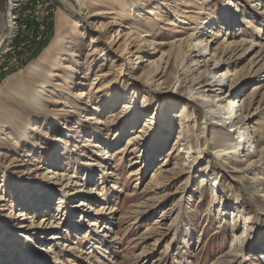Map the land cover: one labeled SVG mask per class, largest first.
<instances>
[{
    "label": "rangeland",
    "instance_id": "rangeland-1",
    "mask_svg": "<svg viewBox=\"0 0 264 264\" xmlns=\"http://www.w3.org/2000/svg\"><path fill=\"white\" fill-rule=\"evenodd\" d=\"M9 1L0 0V38L11 36L6 41L3 38L0 52V88L7 78L15 81L18 72L36 62L53 42H58L59 46L50 66V85L37 88L49 117L26 110L24 122L19 125L28 140H19L16 147L4 141L7 135L16 138V134L0 123V168L6 165L9 168L4 174L0 169V215L7 212L8 206L17 208L16 205L28 201L39 188L34 186L38 167L49 162L74 173L81 181L94 182L102 195L101 204L113 207L112 213L106 210L98 216L97 225L84 221L78 208L70 214V221L64 218V210L57 214L50 212L52 220L61 224L44 234L40 241L45 244L50 261L56 264H264L258 259L260 253L264 255V223L256 222L257 209L264 217L263 187L256 183L247 182L246 186L236 183L214 160L208 166L206 161L198 160L200 163L189 171L191 164L187 162L186 149L174 144L179 132L190 138L192 163L205 148V141L198 135L203 123L198 106L191 103L184 107L179 103L168 107L166 111L175 116L173 130L166 142L159 143L163 141L160 135L165 132L160 125L154 127L149 139L129 140L142 128L145 116L160 117L158 100L148 90L150 94L144 105L145 90L135 93L139 121L134 126L127 116L114 117L105 113L100 119L108 122V129L92 123L91 97L88 100L84 95L76 98L78 94L87 93L92 82L100 85L116 80L121 60L112 51L126 42L125 30L132 28L134 31L137 24L140 25L138 29L143 28L140 33H153L166 39L190 33L207 32L208 35L214 31L220 39L227 35L228 43L244 37L264 43V0H232L238 7L234 19L224 0H154L149 3L141 0L140 9L134 0H126L131 10L130 13L126 10L127 14L122 11L125 7L124 4L120 7V0H100L98 6H92L91 0H14L12 29L9 28ZM105 3L113 4V14L89 18L93 10L103 8ZM170 13L180 16L179 23H172ZM115 14L129 17L123 20L124 24L118 20L110 31H117L110 39L111 51L105 49L104 42L108 38L105 29ZM245 22H250L251 26H246ZM101 35L102 39L92 42V38ZM239 62L236 70L244 69L246 59ZM131 74L137 76L139 71L135 69ZM252 92L255 98L262 95L264 76L262 79L250 77L246 81L243 96ZM6 99L4 95L0 100V119L4 121V116H10L15 121L17 101L10 104V109H4ZM67 111L71 116L65 119L63 113ZM115 131H118L117 138ZM253 138L259 142L257 135ZM261 144H257L258 147ZM150 146H158L160 151L152 161L148 154ZM103 153L107 155L102 156ZM89 162L94 163L88 165ZM189 175L192 180L188 185ZM187 185L180 206L178 234L175 236L174 231H170L156 243L159 238L153 232L155 222L162 221L163 229L167 227L172 214L169 212L179 202ZM145 199H154L156 207L137 220L138 213L144 212L141 203ZM109 222L113 225L108 235L115 234L116 240L107 235L102 242L99 238L103 229L108 231ZM4 224L6 222L0 217V264H15L16 256L9 259L13 250L19 255L15 260H19L18 264H46V255L29 256L28 251L35 248L34 243L25 246L24 238L16 241L12 230L6 233ZM40 236H34L33 242ZM248 236L254 238L257 251L246 249L237 254L239 241L241 245ZM143 249L146 253L138 258ZM24 254L30 257V262Z\"/></svg>",
    "mask_w": 264,
    "mask_h": 264
},
{
    "label": "bare ground",
    "instance_id": "bare-ground-1",
    "mask_svg": "<svg viewBox=\"0 0 264 264\" xmlns=\"http://www.w3.org/2000/svg\"><path fill=\"white\" fill-rule=\"evenodd\" d=\"M134 1L137 8L140 9L141 0ZM145 1L149 3L154 0ZM13 2L14 0L9 1L10 8L13 7ZM99 2L100 0L90 1L92 6H98ZM224 3L234 19L238 8L237 5H233L232 0H224ZM123 4L125 9L122 11L125 14L130 13L131 10L127 7L126 0H120L121 8ZM104 5L103 8L93 10L89 18H104L115 12L113 4L105 3ZM69 6L72 7V5ZM128 6L131 8L130 4ZM255 9H258V5L257 7L255 6ZM11 11L12 8L9 10V28L12 29L13 14ZM115 15L106 24L105 29L108 35L107 41L104 42L105 49L111 51L112 41L110 42V39L113 34L117 35V31H110L116 23L120 21V23L124 24V21L129 17V15H126L125 18L122 15ZM170 16L172 23H179L178 17L180 16L173 13L172 15L170 13ZM182 21L184 23V19ZM245 23L246 26H251L250 22ZM139 26L138 24L135 25L134 31L131 30L132 28L125 30L127 32L124 33V37H127L126 42L120 45L117 51H112L121 60L116 80L107 81L100 85L92 82V87L87 90V93H81L76 96L77 99L81 96L83 97V95L87 97L86 100L90 97L92 98V123L94 122L102 126V128L108 129V122H102L100 119L105 113H108L114 117L119 115L127 116L128 119H131L134 126L139 121V114L135 109V103L138 102L137 94L135 93L144 89L142 105L146 103V96L152 93L153 98L158 100L160 117L149 118V116H145L146 119L142 128L129 140L142 141L149 139L153 135L154 127L160 125L165 132L160 135L163 141L160 140L159 143H164L166 139H169L168 135L172 133V121L175 119V116L170 115L171 112L168 113L166 111L168 107H174L179 103L186 107L187 105L191 106L192 103V106H198L203 114L202 128L198 135L205 141V148L201 154H198L199 156L197 155V159L193 160L195 161L193 164L190 158L193 150L188 141L190 138L179 132L174 140L175 145L178 144L179 148L186 149L187 162L191 164L189 171H191L193 165L199 164V161H206L208 166L211 160H214L221 171H224L236 183L242 186H246L245 183L247 182H249L248 184L256 183L264 189V92L262 95L260 94L259 98H255L253 92L251 95L249 94L250 96H243L242 94L244 84L250 77L262 79L264 76V43H255L252 38L247 37L228 43L226 41L227 35L220 39L214 31H210L208 35L207 32L206 34L190 33L184 37L172 36L170 39H166L153 33H140L143 28L138 29ZM3 38L6 41L11 36ZM3 38H0V52L3 49ZM102 38L103 35L100 38H92V42H95V39L99 40ZM58 46V42H53L45 53L38 57L36 62L29 64L25 69L18 72L19 74L14 77V79L16 78L15 81L7 78L1 85L0 100L4 95L7 97L6 102H3V108L10 109V104H13L14 100L17 101L16 120L14 121L10 116H4V121L0 119V123L10 127L17 136L16 138H11L7 135L8 138L4 139L10 146L16 147L19 140L27 139V136L23 133V127L19 125L20 122H24L26 110H32L44 116L46 114L49 117L46 112L47 108L37 88H42L46 84L50 85L51 82L48 79L51 73L50 66L54 61L53 58L57 55ZM242 59H246L244 69L236 70L237 64ZM135 69L139 71L137 76L131 74ZM153 82H156L157 86ZM213 83H215L214 86ZM103 91H106L105 95L98 96ZM63 114L65 119L71 116L68 111ZM76 115L79 116L80 113H76ZM50 118L53 119L54 116L51 115ZM114 133L117 138L118 131ZM253 135L259 137L258 143L254 141ZM88 140L90 142V139L86 141ZM259 143L262 144L258 147L257 144ZM151 147L148 150L150 161L155 158L154 155L160 152L158 146ZM106 155L107 153L102 154V156ZM93 163L91 164L93 165ZM91 164L89 162L88 165ZM98 164L100 163H96V166H99ZM38 168L39 170L37 169L34 176L37 180L34 186L39 187L38 190L34 191V194L29 197L24 205L20 203L16 205L17 208L14 205L8 206L7 212L2 213L0 217L6 222L3 225L6 228V233L8 234L12 230L16 241L18 238H24L25 246L29 242L35 244V248L28 251L29 256L46 255V264H56L54 260L50 261L45 244L40 241L44 234L58 228L61 224L60 221H53L49 213L57 214L64 210V218L70 221V218H72L69 217L70 214H74L75 209L78 208L81 209L79 210L80 216L84 221L93 222V225H97L98 216L101 213H105L106 210L112 213L113 207L106 208L101 204L99 198L102 195L97 191L94 182L81 181L74 173L58 168L49 162L42 164ZM0 169L3 174L6 171L9 172L7 165L2 166ZM10 174H12L11 171ZM13 176L15 177L16 175ZM18 177L15 179L17 180ZM191 178L192 176L189 175L188 185ZM19 180L21 181L23 178ZM188 185L184 189L183 195L180 196L179 202L175 204L177 208L173 207L170 210L169 213L172 214L167 227L163 229L164 224L162 221L155 222L156 228L153 232L159 238L156 243L161 241L170 231H174L175 236L178 234V222L182 215L180 206L183 205L184 193L188 189ZM1 198L2 196H0ZM76 199L78 201H75ZM55 200H57L56 203L54 202ZM153 200L145 199L141 203V208L144 209V212L140 211L138 213L137 220L144 217L147 211L154 210L156 204L154 203L155 200ZM64 207L66 209H63ZM163 213L164 216H167L165 215L167 212L163 211ZM259 213L257 209L256 222L264 223V217ZM68 225L70 226L71 224ZM112 225L113 223L109 222L108 231L102 230L103 234L99 238L102 242L111 233ZM37 234L41 236L37 241L33 242V237ZM115 236V234L113 236L108 235V238L115 241ZM253 239L252 236H248L246 241L241 242V245L239 241L236 247L237 254L242 253L246 249L257 251L258 246L253 244ZM15 240L11 242L16 248ZM13 251H10V260L14 256H16V259L19 257L18 254H15L16 250ZM145 253L146 251L143 249L138 258H141ZM261 254L263 253H260L258 259L264 262V255ZM24 255L27 259L26 261L30 262V257L26 254ZM15 260L14 263L18 264L19 260ZM228 262L230 263V261ZM215 264H218V262Z\"/></svg>",
    "mask_w": 264,
    "mask_h": 264
},
{
    "label": "trees",
    "instance_id": "trees-1",
    "mask_svg": "<svg viewBox=\"0 0 264 264\" xmlns=\"http://www.w3.org/2000/svg\"><path fill=\"white\" fill-rule=\"evenodd\" d=\"M42 43V42H41Z\"/></svg>",
    "mask_w": 264,
    "mask_h": 264
}]
</instances>
